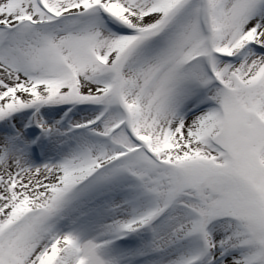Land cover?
Listing matches in <instances>:
<instances>
[{
  "label": "snow or ice",
  "instance_id": "1",
  "mask_svg": "<svg viewBox=\"0 0 264 264\" xmlns=\"http://www.w3.org/2000/svg\"><path fill=\"white\" fill-rule=\"evenodd\" d=\"M0 264H264V0H0Z\"/></svg>",
  "mask_w": 264,
  "mask_h": 264
}]
</instances>
